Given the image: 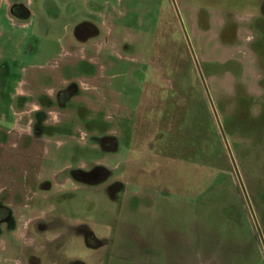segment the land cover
Returning a JSON list of instances; mask_svg holds the SVG:
<instances>
[{"label":"rangeland","instance_id":"obj_1","mask_svg":"<svg viewBox=\"0 0 264 264\" xmlns=\"http://www.w3.org/2000/svg\"><path fill=\"white\" fill-rule=\"evenodd\" d=\"M28 4L0 36V264H264V0Z\"/></svg>","mask_w":264,"mask_h":264},{"label":"crops","instance_id":"obj_2","mask_svg":"<svg viewBox=\"0 0 264 264\" xmlns=\"http://www.w3.org/2000/svg\"><path fill=\"white\" fill-rule=\"evenodd\" d=\"M28 3H33V0H28ZM25 2L24 0H0V36H4L6 32H8V23L11 22V20H14V17L19 18H28L31 14L30 9L28 8L29 4ZM28 12L27 15H25V12ZM31 16V15H30ZM26 24V23H25ZM11 33H14V31H11ZM11 38V35L9 36ZM4 44L0 46V49L2 50L4 48ZM1 56V53H0ZM1 85V83H0ZM20 91H23L19 94H15V96H28V93L22 88ZM9 130V129H8ZM8 130H5L3 128L2 121L0 120V143L2 144L1 138H4L6 135V132ZM2 132V136H1Z\"/></svg>","mask_w":264,"mask_h":264},{"label":"trees","instance_id":"obj_3","mask_svg":"<svg viewBox=\"0 0 264 264\" xmlns=\"http://www.w3.org/2000/svg\"><path fill=\"white\" fill-rule=\"evenodd\" d=\"M27 14H28V12L26 11V12H25V15H27Z\"/></svg>","mask_w":264,"mask_h":264}]
</instances>
